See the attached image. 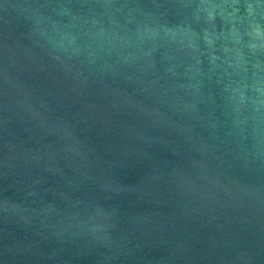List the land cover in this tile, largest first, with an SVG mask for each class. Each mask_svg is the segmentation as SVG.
<instances>
[{"label":"water","instance_id":"obj_1","mask_svg":"<svg viewBox=\"0 0 264 264\" xmlns=\"http://www.w3.org/2000/svg\"><path fill=\"white\" fill-rule=\"evenodd\" d=\"M0 264H264V0H0Z\"/></svg>","mask_w":264,"mask_h":264}]
</instances>
